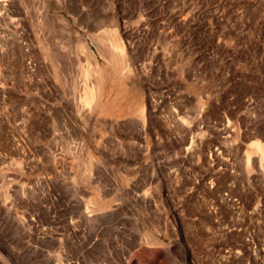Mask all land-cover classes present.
I'll list each match as a JSON object with an SVG mask.
<instances>
[{
	"label": "rangeland",
	"instance_id": "obj_1",
	"mask_svg": "<svg viewBox=\"0 0 264 264\" xmlns=\"http://www.w3.org/2000/svg\"><path fill=\"white\" fill-rule=\"evenodd\" d=\"M0 264H264V0H0Z\"/></svg>",
	"mask_w": 264,
	"mask_h": 264
},
{
	"label": "bare ground",
	"instance_id": "obj_2",
	"mask_svg": "<svg viewBox=\"0 0 264 264\" xmlns=\"http://www.w3.org/2000/svg\"><path fill=\"white\" fill-rule=\"evenodd\" d=\"M92 93H93V92H92ZM93 96H94V94H93ZM96 96H97V95H96ZM89 97H90V95H89ZM90 98L92 99V97H90ZM87 100H88V99H87ZM87 100H86V101H87ZM89 101H90V100H89Z\"/></svg>",
	"mask_w": 264,
	"mask_h": 264
}]
</instances>
